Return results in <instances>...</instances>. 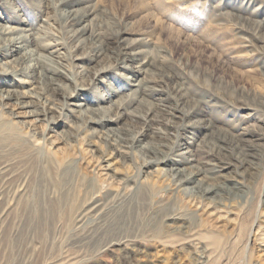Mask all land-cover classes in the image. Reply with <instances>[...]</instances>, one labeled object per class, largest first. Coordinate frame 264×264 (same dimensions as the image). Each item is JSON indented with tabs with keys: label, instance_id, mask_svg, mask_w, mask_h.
<instances>
[{
	"label": "rangeland",
	"instance_id": "obj_1",
	"mask_svg": "<svg viewBox=\"0 0 264 264\" xmlns=\"http://www.w3.org/2000/svg\"><path fill=\"white\" fill-rule=\"evenodd\" d=\"M14 5L34 19L43 40L64 48L58 66L73 74L86 69L91 99L97 98L92 105L111 114H132L124 112L94 132L78 114L50 123L20 108L18 118L0 108V169H5L0 174V264H264V51L259 47L264 0H79L60 7L94 11L87 20L90 31L111 40L107 49L116 51L117 58L93 55L87 45L73 50L72 35L50 0H16ZM101 68L104 72L95 78ZM167 74L193 86L187 105L192 98L206 100L190 117L209 124L195 134L196 143L213 135L227 140L243 136L253 143L257 168L242 176L234 165L225 171L237 184H228L223 204L176 192L160 169L149 178L141 175L147 153L130 142L140 132L146 134L139 136L143 142L148 136L159 140L153 129L157 121L148 127L144 119L160 115L152 97L129 102L132 79L126 77L138 75L159 87ZM36 86L39 109L50 107L43 104L50 99L61 111L64 91L48 79ZM248 112L252 118H246ZM158 126L173 130L164 121ZM119 134L123 138L113 139ZM118 145L127 152L123 147L118 151ZM206 149L196 150L205 166L223 158L233 162L217 153L207 157ZM106 157L114 162L111 170L104 166ZM137 179L139 188L132 191ZM103 190L126 196L131 207L112 219L111 226L116 225L107 235L83 240L81 218L91 195ZM169 213L186 214L189 223L176 230L180 221L161 218ZM122 236L132 239L131 246L104 247L106 240Z\"/></svg>",
	"mask_w": 264,
	"mask_h": 264
},
{
	"label": "bare ground",
	"instance_id": "obj_2",
	"mask_svg": "<svg viewBox=\"0 0 264 264\" xmlns=\"http://www.w3.org/2000/svg\"><path fill=\"white\" fill-rule=\"evenodd\" d=\"M15 2L16 0H0V108L2 111L18 118L20 115L16 113V109L20 108L35 120L45 119L50 123H55L56 118H60L61 115L78 114L89 127H95L94 132L117 122L124 112L131 113V110H124L122 113L111 114L105 108L100 109L99 105H92L90 101H97V98L91 99L90 86L85 83L90 78L86 69L80 67L78 73L73 74L63 65L58 66L56 60L63 56L64 48L53 40H43L38 30L34 29V19L30 18L28 14L26 15L24 9H18L14 5ZM50 2L60 11L65 31L72 35L73 50L82 45H87L93 49V55L108 54V57H119L116 51L107 49L111 40H106V37L102 38L99 33L90 31L91 22H87V20L93 16L94 11L83 8H60L78 4L79 0H50ZM41 20L44 19L41 18ZM260 43L259 47L264 51V40L262 39ZM77 58H82V56ZM100 72H104V68L95 72L94 77L96 78ZM162 77L159 79V84H163V86L159 87L156 84L144 83L140 78L138 79V75L126 77L132 79L128 82L129 88L126 93L129 96V102L148 101V98L152 97V102H155V107H157V112L160 115L157 117L156 114L152 113L144 119L147 125L153 120L157 121L155 124L157 126H154L153 129L159 135V140L156 137L148 136L150 139L143 142L142 137L139 136L146 134L141 132L140 134L138 131V134L134 135L130 142L132 147L137 143L147 153L141 175L149 178L151 177L150 174L160 169L164 171V175L170 178L174 185L173 190L176 192H181L193 199L207 201L209 204H223L227 198L226 193L228 190L230 191L228 184H232L233 187L237 184L225 171L234 165L238 174L242 176L248 169L257 168L258 162H256L255 151H253V143L250 142L249 138L243 136L227 140L225 137L216 135L196 143L194 141L195 134L204 128H208L209 124L203 119L197 121L191 120L190 117L198 112L201 102L206 100L199 98L194 100L192 98L193 104L187 105L186 100L191 97L190 94L193 90L191 83L170 74ZM61 78H66L69 82H65ZM46 79L53 84L55 89L64 91L61 111L54 108V101L50 99H46L45 102L43 100V104L50 105V107L39 109L41 97L38 94L39 91L36 90V85L37 82L40 84ZM171 86L172 88H170ZM119 105L123 107L121 101H119ZM245 108L247 110L252 109L250 107ZM54 110L59 115L54 114ZM249 117L252 118V113L248 112L246 118ZM163 121L172 127L171 132H165L158 126ZM118 138H123V135L119 134L113 139L117 140ZM198 146H207V157L213 158L215 153L219 154L221 158L222 156H231L234 163L219 158L220 163L209 162L206 163L208 166H205L196 155ZM117 147L118 151L123 147L125 148L123 149L124 152H127L125 146L118 145ZM103 161L106 169H113L114 162L110 158L106 157ZM4 172L3 167L0 169V174ZM126 182L129 181L126 180ZM140 183L141 179H137L131 190L138 189ZM96 192L91 195L81 218L80 234L82 239L86 241L96 236L107 235L110 229L116 225L114 222L111 226L112 219L114 217L120 218L119 213L131 207L126 196L113 197L105 190ZM134 193L130 194V202H133ZM3 207V196L0 194V213L4 210ZM161 218L162 220L165 218L166 220L180 221V224L175 226L176 230L181 229L185 223H189L187 215L183 213H169L161 216ZM132 242V239L123 236L113 237L108 241L106 240L104 247L106 249L115 246L129 247ZM135 258L137 259V257Z\"/></svg>",
	"mask_w": 264,
	"mask_h": 264
}]
</instances>
